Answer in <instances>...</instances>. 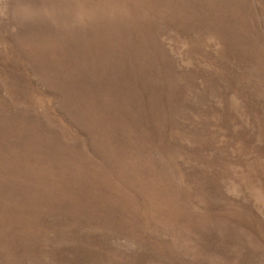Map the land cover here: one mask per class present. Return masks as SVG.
<instances>
[{"label": "rangeland", "instance_id": "1", "mask_svg": "<svg viewBox=\"0 0 264 264\" xmlns=\"http://www.w3.org/2000/svg\"><path fill=\"white\" fill-rule=\"evenodd\" d=\"M0 264H264V0H0Z\"/></svg>", "mask_w": 264, "mask_h": 264}]
</instances>
